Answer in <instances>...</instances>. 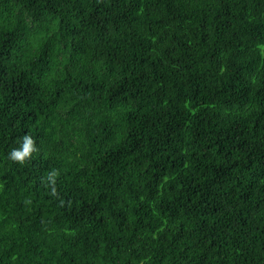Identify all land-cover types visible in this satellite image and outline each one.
<instances>
[{"label":"trees","instance_id":"obj_1","mask_svg":"<svg viewBox=\"0 0 264 264\" xmlns=\"http://www.w3.org/2000/svg\"><path fill=\"white\" fill-rule=\"evenodd\" d=\"M0 264H264V0H0Z\"/></svg>","mask_w":264,"mask_h":264},{"label":"clouds","instance_id":"obj_2","mask_svg":"<svg viewBox=\"0 0 264 264\" xmlns=\"http://www.w3.org/2000/svg\"><path fill=\"white\" fill-rule=\"evenodd\" d=\"M33 151H35L33 141L29 136L25 135L21 147L10 152V159L23 162Z\"/></svg>","mask_w":264,"mask_h":264}]
</instances>
